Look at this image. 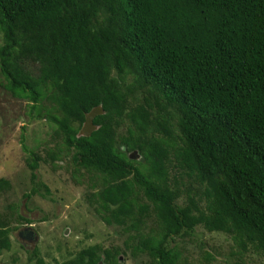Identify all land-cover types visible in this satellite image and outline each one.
Here are the masks:
<instances>
[{"label":"trees","instance_id":"obj_1","mask_svg":"<svg viewBox=\"0 0 264 264\" xmlns=\"http://www.w3.org/2000/svg\"><path fill=\"white\" fill-rule=\"evenodd\" d=\"M0 35L1 89L51 128L23 200L49 193L39 163L66 169L122 239L54 264H212L179 249L197 227L264 264V0H0ZM12 190L0 177V252L31 223Z\"/></svg>","mask_w":264,"mask_h":264},{"label":"rangeland","instance_id":"obj_2","mask_svg":"<svg viewBox=\"0 0 264 264\" xmlns=\"http://www.w3.org/2000/svg\"><path fill=\"white\" fill-rule=\"evenodd\" d=\"M27 106L0 87V177L8 179L13 189L7 195L6 202L20 204V211L30 216L38 240L35 246L24 249L16 237L18 227L11 233V250L0 252V264H25L28 252L35 248L44 264H54V260L63 261L69 254L73 255L89 245H121L122 239L114 232L115 228L106 225L88 207L85 187L71 179L66 169L53 171L48 165L39 163L37 175L48 187L49 193L44 197L34 195L28 202L23 200L22 194L28 192L30 187L29 172L25 165L27 152L37 151L43 155L42 149L51 133L47 123L29 120ZM178 246L179 249L185 248L186 253L189 252L190 257L196 260L201 252L207 250L215 256L216 260L212 264L234 263L233 258L227 259L232 246L229 237L209 233L202 227H197L193 235L182 239ZM119 258L124 264H142L145 259L129 256ZM254 260L256 264L262 263L258 259ZM250 262L247 258L246 263Z\"/></svg>","mask_w":264,"mask_h":264},{"label":"water","instance_id":"obj_3","mask_svg":"<svg viewBox=\"0 0 264 264\" xmlns=\"http://www.w3.org/2000/svg\"><path fill=\"white\" fill-rule=\"evenodd\" d=\"M103 114V110L101 108V106H97L95 108H93L91 111H89L88 113L85 114V119L84 122L77 134V137H89L92 132L96 131L98 129V127L96 125L93 124V119L98 116ZM129 159L131 160H139L140 159V155L138 153V151H132L129 153L128 155ZM121 261V259H120ZM100 264H102L100 262Z\"/></svg>","mask_w":264,"mask_h":264},{"label":"flooded vegetation","instance_id":"obj_4","mask_svg":"<svg viewBox=\"0 0 264 264\" xmlns=\"http://www.w3.org/2000/svg\"><path fill=\"white\" fill-rule=\"evenodd\" d=\"M24 218L31 220L29 215L22 213ZM32 222H25L16 230V237L22 242V247L27 249L28 247H33L37 243L38 237L32 228Z\"/></svg>","mask_w":264,"mask_h":264}]
</instances>
